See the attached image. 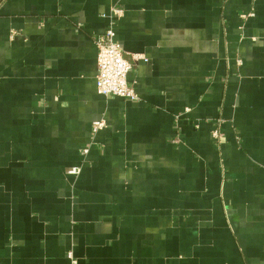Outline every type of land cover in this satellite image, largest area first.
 Returning a JSON list of instances; mask_svg holds the SVG:
<instances>
[{"label": "crops", "instance_id": "obj_1", "mask_svg": "<svg viewBox=\"0 0 264 264\" xmlns=\"http://www.w3.org/2000/svg\"><path fill=\"white\" fill-rule=\"evenodd\" d=\"M0 264H264V0H0Z\"/></svg>", "mask_w": 264, "mask_h": 264}, {"label": "built area", "instance_id": "obj_2", "mask_svg": "<svg viewBox=\"0 0 264 264\" xmlns=\"http://www.w3.org/2000/svg\"><path fill=\"white\" fill-rule=\"evenodd\" d=\"M119 11H115V15ZM96 47V74L94 77L95 89L103 97H118L134 100L135 93L127 81L131 64L124 58L120 45L115 40V33L108 27L94 39ZM104 127L102 122H95L92 126L94 132ZM214 137L217 133L214 131ZM77 169H70V174H75Z\"/></svg>", "mask_w": 264, "mask_h": 264}]
</instances>
